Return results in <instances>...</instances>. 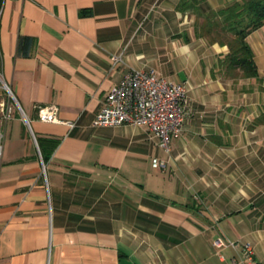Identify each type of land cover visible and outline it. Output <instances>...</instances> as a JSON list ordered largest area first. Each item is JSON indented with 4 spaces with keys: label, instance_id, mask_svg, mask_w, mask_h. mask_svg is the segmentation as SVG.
Wrapping results in <instances>:
<instances>
[{
    "label": "crops",
    "instance_id": "1",
    "mask_svg": "<svg viewBox=\"0 0 264 264\" xmlns=\"http://www.w3.org/2000/svg\"><path fill=\"white\" fill-rule=\"evenodd\" d=\"M181 1L0 0V75L29 121L16 106L4 125L0 264H246L245 243L264 264V81L227 77L228 46L198 33L240 0ZM246 39L264 75V24ZM132 68L187 82L169 150L143 125L93 124Z\"/></svg>",
    "mask_w": 264,
    "mask_h": 264
},
{
    "label": "built area",
    "instance_id": "2",
    "mask_svg": "<svg viewBox=\"0 0 264 264\" xmlns=\"http://www.w3.org/2000/svg\"><path fill=\"white\" fill-rule=\"evenodd\" d=\"M112 67L119 57L111 55ZM0 87L7 96L0 94V166L4 148L3 126L12 118L13 109L19 107L18 101L10 86L0 75ZM1 89V88H0ZM187 82H173L154 69L132 68L127 71L118 83L112 85L96 112L94 125H143L158 138L161 147L169 150L170 140L180 133L182 124L191 109L187 100ZM23 121L29 127L28 118L19 107ZM58 106L46 104L37 106L38 117L42 121L55 122ZM71 124V123H70ZM72 125V124H71ZM152 166L164 169L166 163L159 158L152 159ZM216 246L223 245L221 239L214 241ZM231 245L235 242L230 241ZM246 264H261L254 257L249 243L243 244Z\"/></svg>",
    "mask_w": 264,
    "mask_h": 264
},
{
    "label": "trees",
    "instance_id": "3",
    "mask_svg": "<svg viewBox=\"0 0 264 264\" xmlns=\"http://www.w3.org/2000/svg\"><path fill=\"white\" fill-rule=\"evenodd\" d=\"M191 1L182 0L181 5L186 6ZM188 2V3H187ZM194 11L201 13L199 7L193 2ZM264 24V0H240L217 10L210 11L203 16L199 34L203 35L209 43L218 42L228 46V52L217 62L224 66V74L231 78H255L260 84L264 75H259L253 58L252 49L247 42V35L260 25ZM33 38L19 36L16 52L28 55ZM255 124H264V110L254 120ZM45 162L47 154L41 149Z\"/></svg>",
    "mask_w": 264,
    "mask_h": 264
},
{
    "label": "rangeland",
    "instance_id": "4",
    "mask_svg": "<svg viewBox=\"0 0 264 264\" xmlns=\"http://www.w3.org/2000/svg\"><path fill=\"white\" fill-rule=\"evenodd\" d=\"M0 88H1L0 89V94H1L2 97L5 98L7 96V94H6V92L4 91V89L2 87H0ZM15 107H16V105H15ZM3 133H4V141H5V129H4V126H3ZM4 141H3V143H4ZM260 144H264V143H260ZM262 153H264V151H262V152L260 151V159H259L260 160V163L261 162H264V157L261 156Z\"/></svg>",
    "mask_w": 264,
    "mask_h": 264
}]
</instances>
